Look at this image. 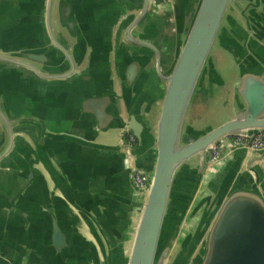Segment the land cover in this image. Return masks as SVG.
Segmentation results:
<instances>
[{
    "label": "water",
    "instance_id": "water-1",
    "mask_svg": "<svg viewBox=\"0 0 264 264\" xmlns=\"http://www.w3.org/2000/svg\"><path fill=\"white\" fill-rule=\"evenodd\" d=\"M192 1L141 0L139 13L120 24L125 41L154 52L156 73L165 81L153 134L144 120L145 106L129 103L127 96L118 93L116 78L111 76L108 101L116 110L118 128H123L121 147L130 156L138 155L148 148L152 137L155 157L151 167H129L131 174H148L150 185L126 264H165L177 242L180 249L173 264H264V149H224L209 169L211 149L219 139L250 137L264 131V0H195L188 13L186 4ZM166 2L173 7L175 46L165 67L163 51L150 40L143 24L158 14L161 8L157 6ZM77 5L82 1L0 0V64L30 71L43 79L76 75L79 59L86 53V39L78 37L71 50L63 43L65 35L59 26L72 34H85L78 33L83 22ZM40 16L57 55L46 48L47 52L43 43L19 51L4 49V35L12 27L36 24ZM111 25L106 19L103 36H109ZM224 56L230 60L233 72L230 92L219 70ZM63 63L67 69L56 68ZM115 69L120 75V67L116 65ZM140 70L136 63L127 68L129 85ZM201 91L207 101V118L201 125L189 123L196 95ZM103 98L96 114L105 119ZM228 108L231 115H225ZM123 111L128 115L126 121ZM220 111L223 115L219 116ZM16 134L21 132L15 130L9 113L0 105V162L10 156L14 146L24 144L27 148L24 138ZM128 135L135 137L136 146L130 144ZM207 172L212 178L208 191L203 193ZM62 193L63 203L45 207L52 220L53 248L63 264H115L101 232L104 223L89 219L82 204L69 196L71 191ZM18 210L28 224L27 206L22 204ZM188 222L186 235L181 237ZM68 226L71 232L67 234L64 228ZM72 233L79 234L81 240L90 235L91 241L75 245Z\"/></svg>",
    "mask_w": 264,
    "mask_h": 264
},
{
    "label": "crops",
    "instance_id": "crops-1",
    "mask_svg": "<svg viewBox=\"0 0 264 264\" xmlns=\"http://www.w3.org/2000/svg\"><path fill=\"white\" fill-rule=\"evenodd\" d=\"M81 1L82 5L76 6L83 22L78 33L85 34H72L59 26L65 35L63 43L71 50L78 37L86 39V53L79 59L76 75L43 79L30 71L0 64V105L9 113L15 130L21 132L17 137L28 144L26 149L24 144L14 146L10 156L0 162V264L64 263L53 248L52 220L45 207L63 203V191H71L69 196L82 204L89 219L104 223L101 232L107 250L112 252V262L126 264L131 252L147 191L136 189L129 167H151L155 157L151 152L152 137L148 148L138 155L130 156L121 147L124 133L123 128H118L116 110L108 101L110 84L116 78L118 93L127 96L131 104L145 106L144 120L153 133L160 117L165 81L156 73L154 52L132 46L121 32V22L139 13L141 0ZM194 1L186 4L188 13ZM157 7L161 8L158 14L150 16L143 28L163 51L166 67L175 46L173 7L168 2ZM41 18L36 24L12 27L4 35V49L19 51L43 43L44 49L57 55ZM106 19L112 24L109 36L101 32ZM135 63L141 70L129 85L126 70ZM116 65L121 69L120 75ZM67 67L63 63L56 68L62 71ZM101 97L106 103L105 119L96 114ZM123 117L128 120L126 111ZM128 141L133 146L137 144L130 135ZM261 177L264 192V172ZM211 178L207 172L203 193L208 191ZM22 204L29 211L28 224L18 210ZM64 229L67 234L71 232L69 226ZM77 235L72 233L75 245L91 241L90 235L86 240Z\"/></svg>",
    "mask_w": 264,
    "mask_h": 264
},
{
    "label": "built area",
    "instance_id": "built-area-1",
    "mask_svg": "<svg viewBox=\"0 0 264 264\" xmlns=\"http://www.w3.org/2000/svg\"><path fill=\"white\" fill-rule=\"evenodd\" d=\"M131 140L135 141V137L131 135ZM246 148L248 150H263L264 149V131L250 137L232 136L219 139L211 149L210 167H212L220 158L224 149ZM135 187L139 192L148 191L150 178L148 174L135 171L132 174Z\"/></svg>",
    "mask_w": 264,
    "mask_h": 264
},
{
    "label": "rangeland",
    "instance_id": "rangeland-1",
    "mask_svg": "<svg viewBox=\"0 0 264 264\" xmlns=\"http://www.w3.org/2000/svg\"><path fill=\"white\" fill-rule=\"evenodd\" d=\"M219 70L221 71V73L223 74V76L226 79V84H227V91L230 92L229 89V85H231L233 83V72L232 69L230 67V60L228 59L227 56H224L223 58H221V62L219 64ZM195 105L193 107V111L191 113V116L189 118V123H193V122H197V124H203L207 118V112H206V108H207V101L205 100V93L204 92H200L196 95V100H195ZM229 107H231L230 104ZM195 110V111H194ZM232 111L230 110V108L226 109V114L225 115H231ZM219 116L223 115V113L220 111L218 112ZM217 113V114H218ZM186 227L183 228L184 231H182L181 237H184L186 235L185 230H187L190 226V223L188 222V225L186 223L185 225ZM187 228V229H186ZM180 249V244L179 242L176 243V245L174 246V250L171 254V256L168 258V260L166 261L165 264H173L174 263V259L177 256V253L179 252Z\"/></svg>",
    "mask_w": 264,
    "mask_h": 264
},
{
    "label": "trees",
    "instance_id": "trees-1",
    "mask_svg": "<svg viewBox=\"0 0 264 264\" xmlns=\"http://www.w3.org/2000/svg\"><path fill=\"white\" fill-rule=\"evenodd\" d=\"M135 146L137 145V144H134Z\"/></svg>",
    "mask_w": 264,
    "mask_h": 264
}]
</instances>
